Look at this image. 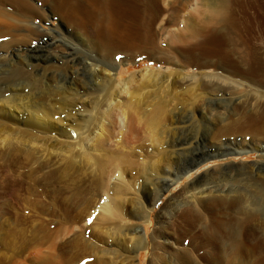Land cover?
<instances>
[{
    "label": "rangeland",
    "instance_id": "374dc122",
    "mask_svg": "<svg viewBox=\"0 0 264 264\" xmlns=\"http://www.w3.org/2000/svg\"><path fill=\"white\" fill-rule=\"evenodd\" d=\"M25 1L36 10V14L29 18L21 12L24 9L20 4L13 0H0V192H4L5 183H1L4 176L17 185L14 192L7 191L0 198V264H130V261H121L118 257L122 249L120 246H124L123 243H116L120 238L116 237L115 242V237L109 236L116 226L121 223L125 226L138 225L143 231L140 225L145 223L151 239L152 230L161 221L176 218L172 213L180 211L183 188L187 182L204 176L206 172L216 179L220 170L225 168V163L231 161L238 164L241 160L252 162L259 159V152L248 149L252 146L249 135H239L232 145L233 148L246 149L244 154L227 159L216 155L215 151L223 149L227 140L222 133L217 134L226 121L225 118H217V115L224 117L222 112L230 106L226 101L231 90H226V86L218 92L211 88L210 96H207L210 100L206 99L204 106L208 104L214 109L208 108L203 118L196 116L193 126L183 133L184 129L173 130L174 126H185L190 120L169 119L166 124L174 133H162V146L153 144L157 132L141 131L139 128L143 120H136L138 128L128 135L135 142L134 147L138 148L127 155V159L130 163L141 164L152 153L155 154L154 148L165 154L166 149H178L180 137L177 132L200 139L203 135V152H213L214 158L185 174L184 179L170 186L168 191L165 189L153 206L151 220L146 217L144 222L137 218L138 212L135 217L131 213L137 210L138 201L152 206L151 201H147L150 185L146 188V201L141 193L145 170L141 165L121 164L119 169L123 171L127 187L117 195L115 193L114 197L118 196L126 217L123 220L126 221H114L102 209L105 204L104 188H100L98 183L101 169L107 158L114 156L113 152L123 146L129 109L134 110L136 103L148 108V103L155 100V94L171 93V97H175L189 84V81L178 77L175 81L171 74L175 70L174 61L184 59L193 52L191 48L195 40L207 36L200 34L203 32L196 26L201 25L200 19L206 18L203 1L158 0V15H148L150 20L146 16L142 21L143 34L135 39V43L139 41L137 45L115 48L112 54V61L116 62L113 77L120 82L121 89L128 88L116 96L125 109L124 116L119 108L114 109L115 105L108 111L107 103L103 102L105 93L100 88L103 81H95L76 60L64 62L70 58L71 50L87 61L91 55L101 59L99 55L92 53L84 42L81 44L73 37L61 36L60 31L67 25L48 10L47 1ZM251 3L256 8H264V0H253ZM195 30L196 35L193 34ZM144 69L157 71L158 79L162 74L170 73L172 79L167 82L161 79L150 81L149 76H140ZM190 71L193 72V69ZM70 79L78 84L76 92L68 88ZM173 80L175 82L172 83ZM61 84L65 88L67 86L64 94L55 89ZM217 84L222 87L225 82ZM173 102H170L169 108L171 105L173 108L183 106ZM39 108L52 115L39 120ZM204 125H211L212 130L205 132ZM89 128L97 131L91 133ZM94 132L99 134L95 136ZM89 138L93 141L90 149L83 148V139ZM107 147L108 152L105 150ZM112 149L114 151L109 152ZM109 169L110 166L106 167L105 190L110 195L116 174L109 175ZM172 199L178 203L177 206L174 203L175 207L172 205L165 210V204ZM170 238H173L172 231ZM148 262L146 249L134 261L135 264Z\"/></svg>",
    "mask_w": 264,
    "mask_h": 264
},
{
    "label": "bare ground",
    "instance_id": "6f19581e",
    "mask_svg": "<svg viewBox=\"0 0 264 264\" xmlns=\"http://www.w3.org/2000/svg\"><path fill=\"white\" fill-rule=\"evenodd\" d=\"M13 1L22 6L24 11H21L22 9L20 11L25 13L26 17L36 14L35 8L25 0ZM45 1L49 3L48 10L59 17L61 23L67 25L66 28H62L63 30H59L61 36L73 37L81 44L84 42L92 53L98 54L103 60L97 58V55H93L94 57L91 55L88 61L83 60L71 50L70 58L64 62L76 60L95 81H103L100 88L105 93L103 95L105 99L102 100L107 103L108 111L115 105L114 109L119 108L124 116L125 109L116 96L128 88L121 89L120 82H116L117 78L113 77L115 72L112 70L116 62L112 61V54L115 48L124 49L137 45L139 41L135 43V39H139L143 34L142 21L148 15L151 17L158 15L160 8L157 5L158 0ZM202 1L206 18H202L203 20L199 18L200 21H197L201 22V25L196 26L203 32H199L200 34L207 36L197 39L198 36L197 40L194 39L195 45L191 48L193 52L185 53L188 56H184L182 60H175L173 64L175 70L171 74L175 81L178 77L189 81V84L175 97H171V93L160 96L155 94V100L148 103V108L136 103L134 110L129 109L127 131L122 139L123 146L115 152L114 149L109 150L115 154L105 159V165L101 169L98 183L100 188H104L105 195L102 209L114 221L120 219L126 221L123 220L126 217L123 215L122 204L118 201V196L114 197L115 193L117 195V192L127 187L123 171L119 169L122 168L121 164H135V167L141 165L145 170L143 189L140 190L146 201V188L150 185V198L147 201H151L152 206L148 207L146 202L138 201L137 210L131 213L132 217H135L138 212L137 218L144 222L146 217L151 220L153 206L165 189L168 191L170 186L179 182L181 178L184 179L185 174L214 158L213 152H203L201 147L205 142L203 135L200 139L188 134L182 136L177 132L180 137L178 149H166L165 154L154 148L155 154L152 153L141 164L130 163L127 159V155L134 153L138 148L134 147L135 142L128 135L138 128L136 120L140 119V122L143 120V125L139 128L141 131L157 132L153 144L162 146L160 139L162 133L164 131L174 133L166 124L169 119L190 120L185 126H174L175 131L184 129L181 132L183 133L193 126L192 121L196 116L203 118L208 113V108L214 109L208 107V104L204 106L206 99L207 101L209 99L207 96H210L211 88L216 92L225 86L226 90H231L229 100L226 101L230 106L226 112H222L224 117L217 115V118L226 119L217 134L222 133L227 140L223 149L215 151L216 155L227 159L229 156L244 154L246 149L233 148L232 145L237 142L236 138L239 135H249L252 146L248 149L259 152V159L252 162L241 160L238 164L237 161H231L225 163V168L220 170L216 179H212V175L206 172L204 176L187 182L183 188L180 211L177 214L172 213L176 218L161 221L159 226L152 230L151 239L145 223L140 225L143 231L139 230L138 225L125 226V223L111 229L109 236L115 237V242L116 237H119L120 240L116 243L124 245L120 246L122 249L118 257L121 261H130V264H135L134 261L140 258L143 249L149 254L148 264H264V8H256L255 4L251 3L253 0ZM196 30L192 32L195 35L198 31ZM190 69H193V72ZM144 75L149 76L150 81L161 79L167 82L172 79L170 73L162 74L158 79V72L149 69L141 72L140 76ZM73 80H69L68 88L76 92L78 84L76 85ZM219 82H225L226 85L221 87L217 84ZM66 88L64 84L55 87L56 91L63 94L67 92ZM64 97L67 99L65 95ZM64 101L63 99L62 102ZM172 101L183 106L173 108L171 105L169 108ZM37 113L39 120H44L51 114L43 108H39ZM203 127L205 132L212 130L211 125ZM103 129L101 127L102 131ZM89 130L91 133L97 131L93 128ZM94 134L96 136L99 133ZM92 142L91 138L83 139L81 145L90 149ZM105 150L108 152V147ZM119 153H123V156H119ZM108 166L109 175L113 172L116 174L115 182L109 190L110 195L105 190ZM6 178L7 176H4L1 179V183L5 184L2 190L4 192H0V198L5 196L7 191L16 190L17 185H14V181ZM173 201L166 203L164 209L168 210L175 203V200ZM176 204L178 203L174 205ZM171 231L173 238H170Z\"/></svg>",
    "mask_w": 264,
    "mask_h": 264
},
{
    "label": "snow or ice",
    "instance_id": "6c2138e0",
    "mask_svg": "<svg viewBox=\"0 0 264 264\" xmlns=\"http://www.w3.org/2000/svg\"><path fill=\"white\" fill-rule=\"evenodd\" d=\"M89 222H91V221H89Z\"/></svg>",
    "mask_w": 264,
    "mask_h": 264
}]
</instances>
